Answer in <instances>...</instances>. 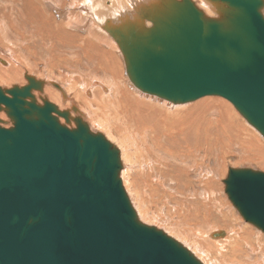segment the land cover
<instances>
[{"label": "water", "instance_id": "obj_1", "mask_svg": "<svg viewBox=\"0 0 264 264\" xmlns=\"http://www.w3.org/2000/svg\"><path fill=\"white\" fill-rule=\"evenodd\" d=\"M220 1L223 21L185 0L145 34L121 36L127 73L169 103L225 99L264 138V1ZM40 89L34 80L0 87V111L13 121L0 126V264H201L138 220L119 151L83 122L63 125L55 115L69 114L32 100ZM224 183L240 216L264 233V173L231 169Z\"/></svg>", "mask_w": 264, "mask_h": 264}, {"label": "bare ground", "instance_id": "obj_2", "mask_svg": "<svg viewBox=\"0 0 264 264\" xmlns=\"http://www.w3.org/2000/svg\"><path fill=\"white\" fill-rule=\"evenodd\" d=\"M25 1H27L29 5H32L33 7L39 10H41L40 5L43 4L47 5L46 2L47 0L46 1L35 0V2H33L32 0H25ZM109 1L111 2V5L107 6L105 4L107 6L106 7L103 5V0H83V1L68 0V5H70V7L71 6L73 7L72 11H74V13L76 14L79 13L81 17L75 18V17H71V15L68 14V15H64L63 20L66 25L68 24V25H72L73 27L85 28L84 32L87 37H84L82 35L80 36L83 43L86 44V45L83 44L82 46L83 51L93 54L92 52L101 50L102 52L100 55V59L105 58V59L114 60L115 57L111 52H117V55L119 56L118 61L115 62L116 64L115 73H113L114 70L113 68H111L109 73H113V74L97 75L96 77L93 78V82L99 83L103 81L101 85L106 90L107 96L115 100L116 106L120 108V114L124 117L126 121H131L134 124H137L136 137H133L130 141L124 139L119 134L112 133V130H114L113 128L108 129V133L110 134L111 138L115 142L122 144L120 147H125L127 151L130 153L137 152L140 157L139 161L135 165H127V163L123 162L121 159V165L123 172L128 173L127 169H129L130 176L136 170L140 171L143 174L144 177L143 179L140 180L141 185L145 189L143 195H137L132 188L126 186L128 182V178L126 174L121 175L123 186L125 187V190L127 191L130 199L132 200V204L134 205L135 210L137 209L136 212L138 219H141L143 223L148 225L146 223V220L149 217H153L154 220L157 219L155 220L157 223L163 225V227L166 226L167 228H169L168 230H177V231L180 230L184 232V234H186L187 237L190 239L196 238L197 240L207 242V240L205 239L206 235L204 234H206L207 230L210 228L209 223L199 224L197 226H195L194 224H187L183 226L184 224L182 223L181 218H183L184 212L183 210H179L178 208L175 209L176 199L172 198L174 196L181 195L182 192L185 191V189H183L184 187H182V181L184 179H187V181L190 183L193 181L196 185L197 183L195 181V178L197 180H200L204 178V175H206L208 177L207 183L200 182L198 184L199 185L198 191L200 192V196L198 199L199 205H201L202 203H211L214 206L209 207L208 209L211 210L212 208L213 209L215 208L223 215L224 212H226V210H229L228 208L231 207L232 209L235 208L233 204L229 201L230 199L227 200L225 199L223 202L219 201L218 203L212 201V199L214 198L218 200V197L221 196L219 193L223 190L225 191V189L221 188V186L219 185L220 184L219 179L222 178L221 177L222 174L219 173V170L216 171V169L220 168V166L216 164H212V162L206 163L203 161L204 158L207 157V153H208L207 141L209 139V132L202 127L201 128L191 127V126H196V127L201 126L203 123L202 120L206 118L205 115L206 113H204L203 115L202 112L200 111L199 113L201 114H199L200 116L197 117H195L193 114H181L183 117L177 118L175 121L171 123V126L169 125L166 117L171 116L174 113H177V111H179L177 109L180 106H182L183 108L182 110H185V108L188 106H190L189 110H192L193 108L195 109L197 105L203 107H212V109L217 111L218 113L221 112V118H223V126L221 124V129H225V128L229 129L228 131L221 130L220 137L221 139L222 138L223 139L221 141V144H219L220 146H223V144L226 145L224 141V139L226 138L232 143H234V141L237 139H245V147L244 148L239 147V149L241 150L243 149L245 153H247L250 156V159L246 160L247 162L255 159L256 162L260 164L261 166L260 171H264V149L258 145L253 134L250 133L249 129H247V127H245V125H243L242 122L240 125V124H236L232 120L233 118H235L236 120L240 121V119L238 118V111L236 109H233L231 105L226 101L219 98L212 99L210 97L209 98L206 97L196 102H190L184 105L173 104L164 100H160L157 97L142 93L131 82L127 73L126 57L120 45L121 36H128L132 32L134 34H145L146 32H148V30H150L153 27V21L155 18L160 17L167 10L173 8V6L177 5V2L179 5L184 3L185 0H109ZM194 1L195 2L193 1L192 2L194 3V5H196V7L201 4L206 6V11L214 14L216 18L221 17L225 19V16L229 11L224 6H222L223 2L220 0H194ZM35 3L36 5H34ZM63 5L64 4H59L58 6L56 5V7L62 11L64 8ZM260 13L263 14L261 8H260ZM263 15L261 16L263 17ZM211 19L213 18L211 17ZM2 25L5 24L3 22H0V39L2 38L1 33H3L1 31ZM88 25H92V26H88ZM98 32L104 35L105 37L104 40H96V36ZM73 37L74 35L69 37V39L72 40ZM75 37L77 38L78 35H76ZM4 38H5L4 42L6 40L9 41L8 36H5ZM7 43L8 42H6L5 45L6 47L4 48V50H2V48L0 47V51L3 52L4 54V57L2 58L0 57V80L4 82H7L9 80L10 83H14L15 81H17L18 83H24L26 80L21 79L20 77L15 76L14 78L10 79L9 74H11L14 70L16 74L18 73L22 74L23 68L21 69V67L17 65L18 61L16 60L20 57L21 53L19 54L13 53V51L11 50L12 48L15 49V47L12 46L11 48L8 46V49H6ZM77 47H81V46L77 45ZM102 47H106L110 52H106L107 49H103ZM10 62H12V65H10ZM39 73H41L42 76L39 77V80H36L35 77H34L35 79L29 77V80H34L36 83H41L40 90L32 91V97L34 98L35 102L40 105H44V103L50 102L57 107L58 111L66 112L67 114H69L68 120L64 119L63 117H59L55 115L63 125H67L69 128L73 129L76 128V126L74 125L75 122L78 123L80 121L87 124L92 132L97 133V129L100 126L93 120L94 117L92 113L87 109H85L81 104L79 105L78 101L74 105L66 104L63 101V99L69 100L68 89H66L59 82L58 84L56 82H51L52 85L56 87L58 93L61 96L56 94L53 91L52 87L49 86L50 80L45 81V79L47 78V74L42 71H39ZM42 73L45 75H42ZM28 82L29 81H27V83ZM125 85L126 87L124 88ZM25 87L21 86L17 89H23ZM44 88H46L45 91L46 97L43 94ZM92 90L93 88H88L86 92L91 93ZM145 99H149L150 101L151 99H153V102H156L158 100L162 101L164 108L160 110L153 108L152 106L155 107L156 105L147 103ZM57 104L58 106H60L61 104L62 109H59ZM112 106L115 109L113 101H112ZM73 110L79 115V117H75L74 115V118L72 119L70 118L71 117L70 113H72ZM211 115L213 116V118L217 117L214 116L213 114ZM0 117L6 118L4 122L2 123L0 122L1 123L0 126L7 129L11 128L13 121L10 119L7 111L4 108H2L0 111ZM153 117H155V119H153ZM169 127L171 130H176L178 137L170 138L166 145L165 144L161 145L159 142L160 137L169 129ZM193 138L196 141L194 143H192ZM183 145L190 148L192 152L182 158H179L185 160H183L182 162L178 161L179 163L181 162V169L178 174H174L172 171V167L170 168V170L173 173L171 177L169 174H165V172L161 170L165 169L167 165L171 164L170 160L172 159V157L170 151L172 149L180 148ZM196 149L198 150L195 151ZM223 170L225 171L224 167ZM212 173H214L213 176H211ZM189 174L192 175V179L189 177ZM184 175L185 178H183ZM161 190H166V192L170 190V193L168 194L169 198L167 202L165 204L160 205V209H159L160 211H155L153 209L150 211V207L152 206L151 202L156 201V199L161 193ZM194 190L195 189L193 187L188 192L192 191L191 194L194 195ZM140 197L142 199L143 198L146 199L145 205L147 206V204H149V207L144 209L143 201H139ZM153 204H155V202ZM189 208L195 209L194 210L195 213L196 205L194 202L189 204ZM204 209L205 208H202V210ZM188 212L189 214H187V217L190 219L191 218L190 215L192 211L189 210ZM165 213H168L170 217L169 216L165 217ZM173 214L181 218L175 217V219L177 218V221L173 222L174 220ZM197 214L198 212H196V215ZM193 226L196 227V229ZM191 227H193L194 230L192 228L190 232ZM216 229H218L219 231V229L221 228H216ZM196 230H198L199 233H196ZM213 230H215V227H213V229L209 231L208 233L209 238L212 236L211 232H213ZM220 233H224V232H220ZM249 233L252 232L249 231ZM222 237H225V235ZM248 237L249 236L247 232H245L243 235L234 239L236 243L241 245V247L238 249V251L241 253H237L235 257L230 259L231 264H235V262L240 261L245 257L243 256L245 248L247 255L246 257L251 258V255H254L256 253V248L254 246H250L251 244L247 246L246 239ZM180 239L181 241H183L184 244L187 245V241H185L182 238ZM225 242H228V240H225ZM228 243H229V247L231 248V243L230 242ZM210 244L211 245H209V247L211 249L213 248L218 250L220 254L225 249V245L222 244L220 241H212ZM194 248L197 254H204L202 246H200V244L199 246L195 244ZM259 256H257V260L260 259V264L264 263V258L261 259V257Z\"/></svg>", "mask_w": 264, "mask_h": 264}, {"label": "rangeland", "instance_id": "obj_3", "mask_svg": "<svg viewBox=\"0 0 264 264\" xmlns=\"http://www.w3.org/2000/svg\"><path fill=\"white\" fill-rule=\"evenodd\" d=\"M32 1L35 2V0H32ZM192 1L195 2L194 0ZM46 2H47V5H44V4L40 5L41 10H39L33 7L32 5H29L27 1L25 0H0V22H3L5 24V25H2L1 27L2 29L1 31L4 34L1 33L2 38L0 39V47L2 48V50H4V48L6 47L5 46L6 42H8L6 49H8V46L10 48L11 46L15 47V49L12 48L11 51L17 54L21 53L18 59H16L15 57L14 58L18 61L17 65H19L21 69L23 68L22 74L21 73L16 74L14 70L11 74H9V76H10V79L16 76V77H20L21 79L26 80L25 81L26 83L25 82L18 83L15 80H14L15 81L14 83H10L9 80L7 82L0 80V87L3 90H10V87L11 89L19 88L21 86L25 87V85L27 86L29 84V82L27 83V81H29V77L31 78L35 77L36 80H39V77L41 76V73H39V71L45 72L47 74V78L45 79V81L50 80L49 86L52 87L53 91L56 94L60 95L56 87L53 86L51 82H56L57 84L59 82L66 89H68L69 100L63 99V101L66 104L74 105L78 101L79 105L81 104L85 109H87L88 111L92 113L94 117L93 120L100 127L97 129V133L92 132V131L91 132L94 134L103 135L106 138V140L110 142L119 151L120 159H122L123 162L127 163V165H135L140 159L139 154L137 152L130 153L127 151L125 147H120L122 144L115 142L111 138L110 134L108 133V129L113 128L114 130H112V133L119 134L124 139L130 141L133 137H136L137 124H134L131 121H126L124 117L120 114V108L116 106L115 100L107 96L106 90L101 85L103 81L99 83L93 82V78L96 77L97 75L115 73V66H116L115 62L118 61L119 59L117 52H111L115 57L114 60H112V59H105V58L100 59V55L102 52L101 50L92 52L93 54L83 51L82 46L85 43H83L80 36L82 35L84 37H87L84 32L85 28L73 27L72 25L67 24L69 26L68 27L64 23V20H63L64 15L69 14L71 15V17H75V18L81 17V15L79 13L76 14L74 13V11H72L73 7L72 6L70 7V5H68V0H47ZM59 4L65 5V6L63 5L64 8L62 11L56 7V5L58 6ZM105 4L107 6H110L111 2L109 0H103V5L106 6ZM224 4L225 3H223L222 6L228 9V7ZM34 5H36V3ZM197 7L204 13L206 19H211L212 17L213 20H218V21L225 20L221 17L216 18L214 14L207 12L206 6L202 4L198 5ZM261 10L264 14V6L261 7ZM260 14L263 15L262 13ZM38 21L41 23H39ZM88 26H92V25H88ZM73 35H74L73 39L70 40L69 37ZM76 35H78L77 38L75 37ZM5 36L9 37V41L6 40L4 42ZM104 39H105L104 35L98 32L96 36V40H104ZM10 43H12L13 45L14 44L16 45L13 46ZM77 45L81 47H77ZM102 48L107 49L106 47H102ZM106 52H110V51L107 49ZM0 57L1 58L4 57V54L1 51H0ZM10 65H12V62H10ZM111 68H113L114 70L113 73H109ZM42 75H45V74L42 73ZM125 87L126 85L124 86V88ZM88 88H93L91 93L86 92ZM45 91H46V88L43 89L44 96H45ZM210 98L217 99L219 97H216V98L210 97ZM219 99H222V98H219ZM32 100L35 101L34 98ZM222 100L229 103L225 99H222ZM28 101L30 102L31 98H29ZM112 101H113V104L116 110L112 106ZM145 101L147 103L156 105L155 107L154 106L152 107L158 110L164 108L162 101L158 100L156 102H153V99H151V101L149 99H145ZM229 104L231 105L233 109H235V107L231 103ZM40 106H43V105H40ZM189 107L190 106L186 107L185 110H182L183 108L182 106H180L177 109L179 110L177 111V113H174L171 116H167L166 119L169 125L171 126V123L173 121H175L177 118L183 117L181 114H193L195 117H197V116H200L199 115L201 114L199 113L200 111L202 112L203 115L204 113H206L205 114L206 118L202 120L203 123L201 126L199 127L191 126V127L192 128L202 127L209 132V139L207 141L208 153H207V157L204 158L203 161L206 163L212 162V164H216L220 166V168L216 169V171L219 170V173L222 174L221 175L222 178L219 179V182H220L219 185L221 186V188L225 189V191L223 190L219 193L221 196L219 197L217 196L218 200L214 198L212 199V201L215 203H218L219 201L223 202L225 199L226 200L229 199L226 193V186H225L224 180L227 179L228 173L231 169H234V170H241L242 168L252 169L254 171H259L262 173H264V171H260L261 166L259 163L256 162L255 159L249 162L246 161L250 159V156L247 153H245L243 149L242 150L239 149V147H242V148L245 147V139H237L234 141V143H232L226 138L224 139L226 145L224 144L223 146L219 145L221 144V141L223 139V138L221 139L220 137L221 130L222 131L229 130L226 128L221 129V124L223 126V118H221V112L218 113L217 111L213 110L212 107H203V106L197 105V107L195 109L193 108L192 110H189ZM58 108L62 109L61 104L60 106H58ZM211 114L217 117L213 118ZM70 115H71L70 117L71 119L74 118V115L75 117H79V115L74 110L72 111V113H70ZM238 118L240 119V121L236 120L235 118H233L232 120L236 124H240V125L242 122L243 125H245L247 129H249L250 133L253 134L258 145L264 149V138L255 129H253L250 125H248V122L239 113H238ZM153 119H155V117H153ZM5 120L6 118L0 117L1 123L4 122ZM76 124L77 122H75L74 125L76 126ZM12 126H13V123L11 127ZM173 137H178V134L176 130H171L169 127V129L163 135H161L159 142L161 145H164V144L166 145L169 139ZM192 141H193L192 143L196 142L194 138L192 139ZM197 150L198 149H196L195 151ZM191 152L192 150L186 147L185 145H183L180 148L172 149L170 151V154L172 157V159L170 160L171 164L167 165V167L161 171H164L165 174H169L171 177L173 173L178 174L181 169V162L185 160V159H179V158H182ZM178 161H181V162L179 163ZM251 163L253 166L251 165ZM171 167H172L173 173L170 170ZM223 167L225 171L223 170ZM127 171L128 173L121 171V175L123 174L127 175L128 182L126 186L129 188H132L133 191L137 195H143L145 189L140 183V180L143 179L144 177L143 174L140 171L136 170L130 176L129 169H127ZM213 175L214 173L211 174V176ZM189 177L192 179L191 174H189ZM183 178H185V175L183 176ZM207 179L208 177L206 175H204V178L200 180H197L195 178V181L197 183L196 185L193 181L190 183L187 181V179H184L182 181V187H184L183 189H185V191H183L181 195L172 197L176 199L175 209L178 208L179 210H183L184 212L183 218L173 214V219H174L173 222L177 221V218L175 219V217H179L182 219V223L184 224L183 226L187 224H194L195 226H197L199 224L209 223L210 228L207 230V233L204 234L206 235L205 239L207 240V242L200 241L192 237H191L192 239H190L187 237L186 234H184V232L180 230L178 231L168 230L169 228H167L166 226L165 228L163 227V225L157 223L155 221L157 219L154 220L153 217H149L146 220V223L148 224V226L155 227L156 229L166 233L172 239L177 241L179 244L185 247L192 256H194L197 260H199L201 264H215V263L216 264H219V263L220 264H231L230 259L235 257L237 253H241L238 251L241 245L236 243L234 239L243 235L245 232H247L249 236L246 239L247 246L250 244H251L250 246H254L256 248V253L254 255H251V258L246 257L247 255H246V251H245L246 248H245L244 253H243V256L245 257L242 260L235 262V264H260V259L257 260V256L261 255L259 257H261V259L264 258V233L263 232L255 228L253 225L245 222V220L240 216V214L235 208L233 209L232 207L228 208L229 210H226V212H224V215H223L215 208L214 209L212 208L211 210H209L208 209L209 207L214 206L211 203H202L201 205H199L198 199L200 196V192L198 191L199 190L198 184L200 182L207 183L208 181ZM193 187L195 189L194 195L191 194L192 191L188 192ZM176 188H177V185H176ZM169 193H170V190H168V192H166V190H161V193L156 199V201H153V202L150 201L152 203V206L150 207V211L152 209L155 211H160L159 210L160 205L165 204L167 202L169 198V195H168ZM139 201H143L144 209L149 207V204H147V206L145 205V201H146L145 198L142 199L140 197ZM154 202L155 204H153ZM192 202H194L196 205L195 213H194L195 209L189 208V204ZM202 208H205V209L202 210ZM189 210L192 211L190 215L191 217L190 219L187 217V214H189L188 212ZM196 212H198L197 215H196ZM168 216L170 217L168 213H165V217H168ZM138 220L141 223H143L141 219H138ZM193 227H191L190 232ZM213 227H215V230L211 232L212 236L214 235V233L224 232L225 237L213 238L211 236L209 238L208 233L211 229H213ZM194 228L196 229V227ZM216 228H221V229H219L218 231V229ZM170 229H171V226H170ZM249 231H251L252 233H249ZM196 233H199V231L196 230ZM180 238L187 241V245L184 244ZM225 240H228V242L231 243V248L229 247V243L225 242ZM212 241H220L222 244L225 245V249L222 251L221 254L219 253L218 250L213 249V248L211 249L209 247ZM195 244H197V246H199V244L200 246H202L204 254L196 253L195 248H194ZM261 264H264V263H261Z\"/></svg>", "mask_w": 264, "mask_h": 264}]
</instances>
